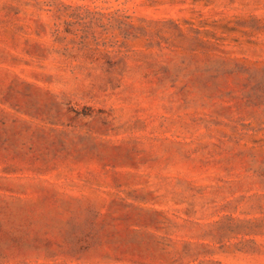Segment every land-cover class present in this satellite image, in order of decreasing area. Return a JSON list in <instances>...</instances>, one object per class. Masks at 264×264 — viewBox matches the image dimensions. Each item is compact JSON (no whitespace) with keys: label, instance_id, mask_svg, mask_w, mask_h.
<instances>
[{"label":"rangeland","instance_id":"rangeland-1","mask_svg":"<svg viewBox=\"0 0 264 264\" xmlns=\"http://www.w3.org/2000/svg\"><path fill=\"white\" fill-rule=\"evenodd\" d=\"M0 264H264V0H0Z\"/></svg>","mask_w":264,"mask_h":264}]
</instances>
